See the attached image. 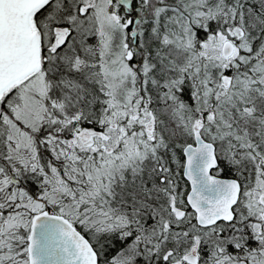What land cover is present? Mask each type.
<instances>
[{"label":"snow or ice","instance_id":"1","mask_svg":"<svg viewBox=\"0 0 264 264\" xmlns=\"http://www.w3.org/2000/svg\"><path fill=\"white\" fill-rule=\"evenodd\" d=\"M0 264H264V0H0Z\"/></svg>","mask_w":264,"mask_h":264}]
</instances>
